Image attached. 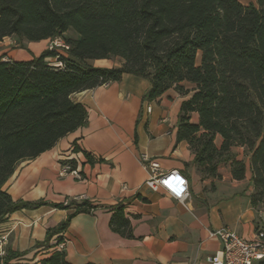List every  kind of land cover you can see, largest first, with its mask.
<instances>
[{"label":"trees","instance_id":"1","mask_svg":"<svg viewBox=\"0 0 264 264\" xmlns=\"http://www.w3.org/2000/svg\"><path fill=\"white\" fill-rule=\"evenodd\" d=\"M68 32L75 38L65 37ZM56 37L69 46L64 54L46 49L29 61L0 58V224L21 210L74 209L32 248L50 254L39 264H67L56 244L72 217L96 206L13 201L3 185L19 163L86 125L87 111L71 95L118 83L123 75L149 83L142 101L168 91L184 99L176 143L188 145L202 177L217 178V167L228 163L232 178L243 180L246 166L234 152L242 148L250 204L264 214V0H0V42L10 38L28 51L23 43ZM113 59L119 67L89 64ZM73 151L81 150L73 144ZM81 153L89 165L103 162ZM111 212L110 230L133 238L124 206ZM25 254L5 249L0 264H23Z\"/></svg>","mask_w":264,"mask_h":264},{"label":"crops","instance_id":"2","mask_svg":"<svg viewBox=\"0 0 264 264\" xmlns=\"http://www.w3.org/2000/svg\"><path fill=\"white\" fill-rule=\"evenodd\" d=\"M237 1L249 4V0ZM12 43L10 38L0 42L2 61H29L47 49L48 41L33 48L26 43L28 51L20 49L16 54ZM149 88L146 80L123 75L118 83L71 95L72 101L85 107L86 125L35 159L19 163L3 185L13 201L64 205L82 197L96 206L90 213L70 219L63 234L67 264H206V257L221 249L211 232L227 227L250 241L264 229V214L255 213L248 197L251 173L243 149L234 150L246 166L243 180L232 178L228 163L217 167V178L202 177L192 163L188 145L176 143L177 116L184 99L168 91L155 101H142ZM146 104L152 107L149 114L144 110ZM196 119L193 115L192 120ZM73 144L103 162L87 164L81 151H73ZM142 154L157 161L161 171L176 170L187 179L185 205L144 185L148 173L140 163ZM69 161L74 162L72 169L80 172L82 180L59 176ZM118 205L124 206L130 221L131 239L109 228L111 209ZM73 211L72 206L57 210L46 205L14 212L0 224V237L7 238L5 249L26 252L23 264H39L50 254L32 248Z\"/></svg>","mask_w":264,"mask_h":264},{"label":"built area","instance_id":"3","mask_svg":"<svg viewBox=\"0 0 264 264\" xmlns=\"http://www.w3.org/2000/svg\"><path fill=\"white\" fill-rule=\"evenodd\" d=\"M68 49L69 46L61 37L48 40V51L61 55L67 52ZM144 110L146 114L151 113V105L146 104ZM140 163L142 168L148 173V178L144 182L148 189L154 192L162 190L176 202L182 205L186 204L189 198L188 181L179 171H161L157 161L145 154L140 156ZM65 175H70L76 180H82L80 172L72 169L69 165H64L59 172L60 177ZM125 188V186H122L121 190H125ZM83 200L82 197L74 199L75 202ZM64 205H68V203ZM262 214V212H259V215ZM63 234L64 232L61 234V240L56 244V249L59 252H64L67 244V239ZM210 236L219 240L221 249L206 257V264H259L264 262V229L258 231L256 239L250 241L240 238L227 227L211 232ZM6 244V236L0 237V254L4 253Z\"/></svg>","mask_w":264,"mask_h":264},{"label":"rangeland","instance_id":"4","mask_svg":"<svg viewBox=\"0 0 264 264\" xmlns=\"http://www.w3.org/2000/svg\"><path fill=\"white\" fill-rule=\"evenodd\" d=\"M247 3H255V0H249V2ZM65 37L67 38H72L74 39L75 36L72 32H68L65 34ZM31 48L33 47H38L41 45L40 42H37V43H31ZM23 46L26 48V43H23ZM12 50H15V54L18 53L17 51L19 50L18 49V43H12V45L10 46ZM1 57H3V55H0ZM121 61L119 59H113V60H105V61H100V62H97V61H91L89 62V64L93 65V66H105V67H113V66H117L119 65ZM193 122H196V120H192ZM198 172V171H197ZM199 173V172H198Z\"/></svg>","mask_w":264,"mask_h":264}]
</instances>
